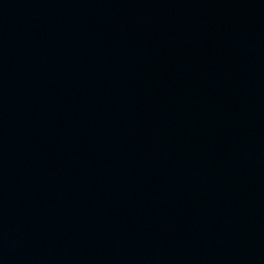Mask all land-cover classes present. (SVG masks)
<instances>
[{
	"label": "water",
	"instance_id": "95a60500",
	"mask_svg": "<svg viewBox=\"0 0 264 264\" xmlns=\"http://www.w3.org/2000/svg\"><path fill=\"white\" fill-rule=\"evenodd\" d=\"M0 264H264V81L2 183Z\"/></svg>",
	"mask_w": 264,
	"mask_h": 264
}]
</instances>
